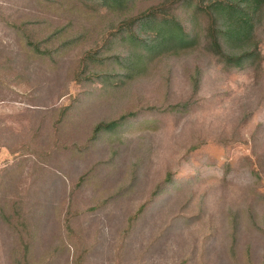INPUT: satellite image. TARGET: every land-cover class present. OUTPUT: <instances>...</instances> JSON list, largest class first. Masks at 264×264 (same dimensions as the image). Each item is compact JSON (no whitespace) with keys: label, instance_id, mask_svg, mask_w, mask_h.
<instances>
[{"label":"rangeland","instance_id":"374dc122","mask_svg":"<svg viewBox=\"0 0 264 264\" xmlns=\"http://www.w3.org/2000/svg\"><path fill=\"white\" fill-rule=\"evenodd\" d=\"M216 1L0 0V264H264V21L217 51Z\"/></svg>","mask_w":264,"mask_h":264},{"label":"trees","instance_id":"16d2710c","mask_svg":"<svg viewBox=\"0 0 264 264\" xmlns=\"http://www.w3.org/2000/svg\"><path fill=\"white\" fill-rule=\"evenodd\" d=\"M106 7H114L128 3L129 0H100ZM208 9L211 10L212 23L208 29V39L210 40V46L221 51V42L237 40L238 42H244L247 45V37L252 32L254 24L253 22L262 19L264 21V0H229L228 3L224 1H216L209 4ZM161 8H154L148 10L147 14L143 13L137 17L139 20V28L145 24H155L154 38H152L151 44L154 47H160L168 43L175 44L177 46H185L193 39V34L188 33L180 22L176 21L172 16H166V13ZM154 32V31H153ZM253 44H249L251 47ZM34 52L39 49L34 46ZM232 55L226 58L230 65H241L244 61V57H237ZM221 56L225 58L224 52ZM250 54L245 53V57H249ZM123 116L119 121L124 119ZM101 123L95 127L94 134L102 130H112L120 122Z\"/></svg>","mask_w":264,"mask_h":264}]
</instances>
